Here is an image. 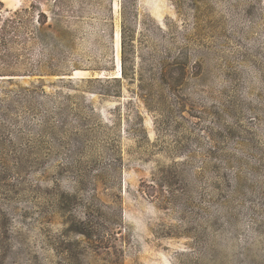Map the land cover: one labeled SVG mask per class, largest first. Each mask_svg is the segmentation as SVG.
Wrapping results in <instances>:
<instances>
[{
    "label": "rangeland",
    "instance_id": "374dc122",
    "mask_svg": "<svg viewBox=\"0 0 264 264\" xmlns=\"http://www.w3.org/2000/svg\"><path fill=\"white\" fill-rule=\"evenodd\" d=\"M2 34L0 264H264V0H0Z\"/></svg>",
    "mask_w": 264,
    "mask_h": 264
},
{
    "label": "trees",
    "instance_id": "16d2710c",
    "mask_svg": "<svg viewBox=\"0 0 264 264\" xmlns=\"http://www.w3.org/2000/svg\"><path fill=\"white\" fill-rule=\"evenodd\" d=\"M5 26L10 27V32H15L17 31V29L19 28V26L16 25V20L14 19H6L3 21V26L2 29L4 30V32H7V28ZM122 35H123V31H122ZM5 44H6V39L5 37L2 35H0V60L2 59L3 53L5 51ZM15 71V70H13ZM18 71V70H16ZM22 72H26L28 70L24 69V70H19ZM0 75H4V74H0ZM11 75V77L16 76V75H25L24 74H16V73H11L9 74ZM12 79V78H9ZM22 88V87H21ZM25 90V88H23ZM20 91V89H18V92ZM19 93H15L14 98L11 97L10 95H8L6 92H4L2 94V96L0 97V115H2L3 117H10V113L13 112L15 110L16 112H19L18 109L20 111H23V102H25V99L23 96H21ZM18 103V107L14 106V104ZM2 127V126H1ZM3 129V127H2ZM17 160L16 156H13V160ZM17 163V162H16Z\"/></svg>",
    "mask_w": 264,
    "mask_h": 264
},
{
    "label": "bare ground",
    "instance_id": "6f19581e",
    "mask_svg": "<svg viewBox=\"0 0 264 264\" xmlns=\"http://www.w3.org/2000/svg\"><path fill=\"white\" fill-rule=\"evenodd\" d=\"M116 45H117V50H116L117 61H116V63L119 64V33H116ZM117 76H119V74H117Z\"/></svg>",
    "mask_w": 264,
    "mask_h": 264
}]
</instances>
